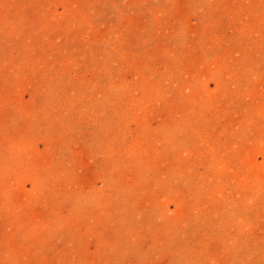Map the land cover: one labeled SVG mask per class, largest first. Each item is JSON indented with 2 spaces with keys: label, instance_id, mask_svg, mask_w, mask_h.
Masks as SVG:
<instances>
[{
  "label": "rangeland",
  "instance_id": "rangeland-1",
  "mask_svg": "<svg viewBox=\"0 0 264 264\" xmlns=\"http://www.w3.org/2000/svg\"><path fill=\"white\" fill-rule=\"evenodd\" d=\"M0 264H264V0H0Z\"/></svg>",
  "mask_w": 264,
  "mask_h": 264
}]
</instances>
